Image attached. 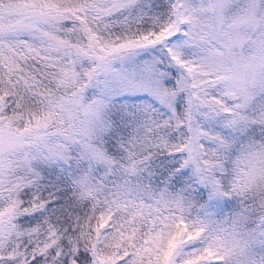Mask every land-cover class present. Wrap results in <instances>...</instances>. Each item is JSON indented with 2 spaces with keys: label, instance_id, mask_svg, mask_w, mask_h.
Segmentation results:
<instances>
[{
  "label": "snow or ice",
  "instance_id": "snow-or-ice-1",
  "mask_svg": "<svg viewBox=\"0 0 264 264\" xmlns=\"http://www.w3.org/2000/svg\"><path fill=\"white\" fill-rule=\"evenodd\" d=\"M0 264H264V0H0Z\"/></svg>",
  "mask_w": 264,
  "mask_h": 264
}]
</instances>
